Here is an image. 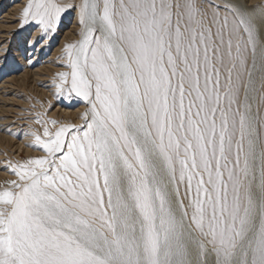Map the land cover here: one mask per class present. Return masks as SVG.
Instances as JSON below:
<instances>
[{
  "label": "snow or ice",
  "instance_id": "snow-or-ice-1",
  "mask_svg": "<svg viewBox=\"0 0 264 264\" xmlns=\"http://www.w3.org/2000/svg\"><path fill=\"white\" fill-rule=\"evenodd\" d=\"M73 12L55 95L85 107L6 161L0 264H264V0H27L20 27Z\"/></svg>",
  "mask_w": 264,
  "mask_h": 264
},
{
  "label": "rangeland",
  "instance_id": "rangeland-1",
  "mask_svg": "<svg viewBox=\"0 0 264 264\" xmlns=\"http://www.w3.org/2000/svg\"><path fill=\"white\" fill-rule=\"evenodd\" d=\"M10 1L11 2H9V0H1L0 1V21H1V17H2V21L0 23L4 22V24H3L4 26H8V24H10L12 26V24L13 25L15 24L13 26L14 28L12 27L13 29L11 27L8 29L9 31L6 29L5 30L0 29L1 30L0 36L2 34V31H7L8 34L7 33L6 34L9 35V36L5 35V36L0 38V47H1L0 48L1 49L0 50V61L2 64V65L0 64V79L2 78L0 80V84L3 81L7 80V78H9V76L14 75V73L19 74L28 68H29V70H30V68L36 69L38 65L41 66V64L43 65V63H46L47 61H49V62L51 61L50 63L52 64V69L49 72L44 73L43 76L40 77L39 80H37L36 82L28 81L27 82L28 85L26 84L24 87L18 85L20 83H18L17 85H16V83H14L15 85L10 84V86H6V84H5V87L0 88V93H2V94L4 93L5 97L11 95L14 98L13 102H11L10 105L8 106V107H10V111H7L6 113H0V128H1L0 134H2L3 132H4V134L8 133L7 135H10V136L12 135L11 137L13 138V139L11 138L12 139L11 143H7L5 141L2 142V140H0V187L5 186L8 181L16 179V177L14 175H12L10 173V171H8L6 169V167H5L6 161H9V160H11L13 162L22 161L26 158H29L32 156H37V155L41 154L36 149L29 147L30 136L27 135V133L30 132L31 128L37 127L36 125L33 124V120H34L37 113H45L46 112L47 113V116H46L47 119H56V120H58L60 122H64V123H77V124H79L80 123L79 113H81L85 107V103L80 98H76L74 95L71 99H65L63 97L57 98L55 95L56 90H55V86H54V80L56 78V74L58 72H61V71H67V69L65 67H63V64L60 65V63H63V60L61 59V51H62V49L66 43L73 42L79 38L78 34H77L78 33V28H77L78 26L75 27V28H77V30L75 29V32L72 33L73 37L69 36L68 39L66 38V40H65V38H62L63 32H66L68 30V25H69V28L72 25L70 23L71 20L69 19L68 20L69 22L67 21L65 23V24L68 23L67 25L63 24V26L62 25L60 26V24L63 23L62 22L63 18H66L65 17L66 15H64L62 17V20H61L62 23H60L58 25L57 31L55 33L51 34V36H49V38H46L47 40L46 39H43V41L41 40L40 41L41 44L35 43V40H37V38H39L41 36V33L38 30V27L34 23H30L28 25H25L23 28L20 27V14H21L20 11L25 6V4L27 3V0H18V1L14 0L15 2L13 0H10ZM19 2L21 4L23 3L22 5H20V8L18 9L19 12L14 11L15 13L12 14V17L10 14L11 19H9V18L6 19L4 16L8 12V10L12 8L10 3L18 5V4H20ZM16 12L19 15H17ZM4 18H5V21H4ZM6 20H7V22H6ZM9 20L10 21L13 20V21L8 22ZM36 32L37 33L39 32V33L37 34ZM34 33L36 34V36ZM70 37H72V38H70ZM2 38L4 39V41ZM52 38H53V40H52ZM18 39L22 41L20 43L21 45L20 44L18 45V41H17ZM3 43H5V45ZM24 44H25V46H24ZM52 44H54V45H52ZM16 46L18 48L20 47V50L23 49L22 50L23 52L21 51L22 54L20 53L19 49H15V48H17ZM29 47L32 50L28 51L27 49H29ZM50 47H52L54 49H51ZM12 48H14V49H12ZM4 49H6V50H4ZM2 50H4L5 52L4 51L2 52ZM12 53H14V54H12ZM19 53L21 54L22 57L19 55ZM52 53H54V54H52ZM16 55L20 58H18ZM35 55H37V56H35ZM45 55L47 57H45ZM1 59H3V60H1ZM49 59H51V60H49ZM13 61H15V62H13ZM18 61H20L21 63ZM23 61H24V64H23ZM28 62H29V64H28ZM20 64H22V65H20ZM53 64H55V65H53ZM26 66H28V68ZM53 66L54 67L56 66V67L54 68ZM8 87H10L11 89ZM3 90H4V92H3ZM49 104H51V108L48 107ZM77 106L80 107V111H79L78 116H77L78 118L77 117L75 118V117H73V116H71L65 112L67 109H68V111L74 110L77 108Z\"/></svg>",
  "mask_w": 264,
  "mask_h": 264
},
{
  "label": "bare ground",
  "instance_id": "bare-ground-1",
  "mask_svg": "<svg viewBox=\"0 0 264 264\" xmlns=\"http://www.w3.org/2000/svg\"><path fill=\"white\" fill-rule=\"evenodd\" d=\"M1 1V0H0ZM14 1V0H13ZM18 1V0H17ZM16 1V2H17ZM9 2H11L10 0H9ZM15 2V1H14ZM22 2V1H21ZM252 2L253 3H255V2H257V0H252ZM20 3V2H19ZM26 3V2H25ZM23 4V3H22ZM21 3L20 4H18V5H15V4H12V3H10V5L12 6V8L11 9H9L8 10V12L6 13V15L4 16L6 19L7 18H9V19H11V17H12V14H14L15 12L14 11H18V9L20 8V5H22ZM9 5V4H8ZM10 6V7H11ZM9 7V8H10ZM13 10V11H12ZM22 10V9H21ZM19 12V11H18ZM21 12V11H20ZM10 14H11V17H10ZM16 14H17V12H16ZM17 15H19V14H17ZM16 15V16H17ZM66 16V18H63V20H62V24H60V26L62 25L63 26V24H65L69 19L71 20V27L69 28V25H68V30L66 31V32H63V34H62V38H65V40H66V38L68 39V37L69 36H72V33H74L75 32V29L77 30V28H75L77 25V22H76V16H75V13L73 12V13H68V14H65ZM14 17V16H13ZM5 18H4V21H5ZM16 20V19H15ZM1 21H2V17H1ZM0 21V22H1ZM11 21H13V20H11ZM10 20L8 21V22H11ZM6 22H7V20H6ZM69 22V21H68ZM4 24V22L3 23H0V29L1 30H8L10 27L12 28L14 25L12 24V26L10 25V24H8V26H4L3 25ZM6 24V23H5ZM68 24V23H67ZM67 24H65V25H67ZM64 25V26H65ZM18 27V26H17ZM14 28V27H13ZM12 28V29H13ZM0 30V31H1ZM9 31V30H8ZM38 31V30H37ZM33 32V31H32ZM8 34V32L7 31H2V34H1V36H0V38L1 37H3V36H5V35H7ZM37 33V32H36ZM39 33V32H38ZM37 33V34H38ZM10 34V33H9ZM35 34V33H34ZM33 34V35H34ZM7 36H9V35H7ZM35 36H36V34H35ZM73 37V36H72ZM72 37H70V38H72ZM33 38V37H32ZM49 38V37H48ZM58 38V37H57ZM3 39V38H2ZM6 39V38H5ZM35 39V38H34ZM33 39V40H34ZM15 40V39H14ZM25 40V39H24ZM23 40V41H24ZM29 40V39H28ZM47 40V39H46ZM52 40H53V38H52ZM56 40V39H55ZM3 41H4V39H3ZM7 41V40H6ZM18 41V45L22 42L21 40H17ZM36 41V40H35ZM43 41V40H42ZM60 41V40H59ZM8 42V41H7ZM53 43V42H52ZM4 45H5V43H3ZM2 44V45H3ZM28 44V43H27ZM41 44V43H40ZM3 45V46H4ZM12 45V44H11ZM21 45V44H20ZM45 45V44H44ZM52 45H54V44H52ZM59 45V44H58ZM61 45V44H60ZM24 46H25V44H24ZM27 46V45H26ZM17 47V46H16ZM59 47V46H58ZM1 48V47H0ZM25 48V47H24ZM28 48V47H27ZM32 48V47H31ZM51 49H54V48H52V47H50ZM7 49V48H6ZM6 49H4V50H6ZM12 49H14V48H12ZM15 49H19L20 50V47L18 48H15ZM39 49V48H38ZM45 49V48H44ZM49 49V48H48ZM50 49V50H51ZM1 50V49H0ZM4 50H2V52L4 51ZM23 50V49H22ZM22 50H20V53H21V51ZM28 51H30V50H32V49H30V47H29V49H27ZM26 50V51H27ZM15 51V50H14ZM49 51V50H48ZM52 51V50H51ZM1 52V53H2ZM5 52V51H4ZM16 52V51H15ZM18 52V51H17ZM23 52V51H22ZM37 52V51H36ZM47 52V51H46ZM54 52V51H53ZM19 53V55L21 56V54ZM30 53V52H29ZM35 53V52H34ZM39 53V52H38ZM55 53V52H54ZM54 53H52V54H54ZM12 54H14V53H12ZM34 55V54H33ZM38 55V54H37ZM37 55H35V56H37ZM2 56V55H1ZM17 56V55H16ZM27 56V55H26ZM29 56V55H28ZM34 56V57H35ZM52 56V55H51ZM15 57V56H14ZM18 57V56H17ZM22 57V56H21ZM44 57V56H43ZM45 57H47L46 55H45ZM18 58H20V57H18ZM52 58V57H51ZM27 59V58H26ZM35 59V58H34ZM43 59V58H42ZM1 60H3V59H1ZM45 60V59H44ZM48 60V59H47ZM46 60V61H47ZM49 60H51V59H49ZM53 60V59H52ZM35 61V60H34ZM40 61V60H39ZM3 62V61H2ZM13 62H15V61H13ZM18 62H20V61H18ZM37 62V61H36ZM43 62V61H42ZM45 62V61H44ZM51 62V61H50ZM49 61H47L46 63H43V65L41 64V66H37V68L36 69H31L30 68V70H29V68H28V66H26L28 69H26V70H24L23 72H21V73H17V74H15L14 73V75H12V76H9V78H7V80H5V81H3L1 84H0V88L1 87H5V84H6V86H10V84H14V83H16V85L18 84V83H20V84H18V85H20V86H25L26 84H27V82L28 81H32V82H36L37 80H39V78L40 77H42L43 76V74L44 73H46V72H49L51 69H52V64L50 63ZM53 62V61H52ZM21 63V62H20ZM0 64H1V61H0ZM10 64V63H9ZM19 64V63H18ZM17 64V65H18ZM23 64H24V61H23ZM27 64V63H26ZM28 64H29V62H28ZM61 64H63V63H60V65ZM2 65V64H1ZM20 65H22V64H20ZM53 65H55V64H53ZM59 65V64H58ZM12 66V65H11ZM24 67V66H23ZM33 67V66H32ZM54 67V66H53ZM56 67V66H55ZM54 67V68H55ZM9 68V67H8ZM12 68V67H11ZM15 68V67H14ZM20 68V67H19ZM18 68V69H19ZM34 68V67H33ZM2 69V68H1ZM22 69V68H21ZM4 71V70H3ZM7 71V70H6ZM4 73V72H3ZM10 74V73H9ZM49 74V73H48ZM5 76V75H4ZM2 79V78H1ZM0 79V80H1ZM45 80V79H44ZM43 81V80H42ZM7 82V83H6ZM9 84V85H8ZM15 85V84H14ZM28 85V84H27ZM34 85V84H33ZM35 86V85H34ZM36 87V86H35ZM7 88V87H6ZM8 88H10V87H8ZM27 88V87H26ZM11 89V88H10ZM6 90V89H5ZM8 91V90H7ZM3 92H4V90H3ZM45 92V91H44ZM7 94V93H6ZM47 94V93H46ZM14 95V94H13ZM13 100H14V98L11 96V95H9V96H7V97H5V94L3 93H0V113H6L7 111H10V107H8L9 105H10V103L11 102H13ZM12 105V104H11ZM79 106V105H78ZM77 106V108L76 109H74V110H71V111H68V109L65 111L67 114H69V115H71V116H73V117H77L78 116V113H79V111H80V107H78ZM17 108V107H16ZM61 109V108H60ZM13 112V111H12ZM79 115H80V113H79ZM5 117V116H4ZM78 118V117H77ZM3 120V119H2ZM78 120V119H77ZM15 124V123H14ZM25 125V124H24ZM1 129V128H0ZM4 131V130H3ZM17 132V131H16ZM8 133H6V134H4V132L2 133V134H0V140H2V142H7V143H11L12 142V135L10 136V135H7ZM12 138V139H11ZM17 141V140H16ZM23 143V142H22ZM21 145V144H20ZM16 147V146H15ZM19 149V148H18ZM24 150V149H23ZM18 153V152H17ZM5 174V173H4Z\"/></svg>",
  "mask_w": 264,
  "mask_h": 264
}]
</instances>
